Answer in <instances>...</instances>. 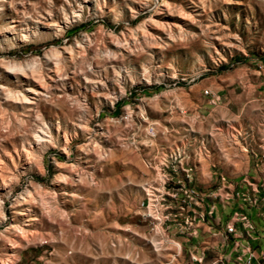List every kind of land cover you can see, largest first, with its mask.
<instances>
[{
	"label": "rangeland",
	"instance_id": "1",
	"mask_svg": "<svg viewBox=\"0 0 264 264\" xmlns=\"http://www.w3.org/2000/svg\"><path fill=\"white\" fill-rule=\"evenodd\" d=\"M22 74L39 91L29 104ZM39 130L38 164L12 167L4 150ZM177 153L195 169L200 209L182 203L180 175L164 187ZM262 154L264 0L0 1L3 264H177L179 238L213 204L243 232L264 199Z\"/></svg>",
	"mask_w": 264,
	"mask_h": 264
},
{
	"label": "crops",
	"instance_id": "2",
	"mask_svg": "<svg viewBox=\"0 0 264 264\" xmlns=\"http://www.w3.org/2000/svg\"><path fill=\"white\" fill-rule=\"evenodd\" d=\"M201 127V131L207 132V120ZM246 160L245 154H243ZM264 158V154H262ZM198 163V176L203 182H207V158ZM228 155H222L220 161L223 168L231 171L232 167H228ZM239 169L234 171L238 174ZM255 174L264 176V162L258 169H254ZM260 179H258V184ZM250 184V183H248ZM261 187V185H255ZM255 187V189H256ZM256 201L255 205H251L252 210L245 212L240 220L243 222L244 230L242 233H229L228 229H234L237 222V212L234 215L232 223L224 225L223 219L225 215L230 214L229 211H220V216H214L218 213L220 205L213 204L210 206L207 214L211 215V219L207 218V222H196V229L189 228L186 238L180 237L179 244L181 249L176 252L177 264H264V199ZM224 204H228L224 202ZM242 207V205H238ZM225 206H222V208ZM230 208V206H228ZM201 217L205 212H197ZM201 219V218H200ZM202 220V219H201ZM252 257V258H250Z\"/></svg>",
	"mask_w": 264,
	"mask_h": 264
},
{
	"label": "bare ground",
	"instance_id": "3",
	"mask_svg": "<svg viewBox=\"0 0 264 264\" xmlns=\"http://www.w3.org/2000/svg\"><path fill=\"white\" fill-rule=\"evenodd\" d=\"M1 1V0H0ZM76 12V11H75ZM79 13V12H78ZM13 26V25H12ZM15 29V26L13 27H9L8 28V31L6 32V34H3V38L5 40H8V34H10V32L12 30ZM35 36V35H34ZM21 39L20 41L21 42H25L26 41V36L22 33L21 34ZM71 56V55H70ZM27 77L25 74H22V78L19 77L18 78V82L20 84V86H27V89H23L20 91V100L25 103V104H29L32 100V96L35 95V94H38L39 91H37L36 89L32 88L28 83V81H25L23 80V78ZM45 126V125H44ZM60 128V127H59ZM47 137L43 134V131H38V132H35L32 136V140L31 141H28L27 145L26 146H23L21 150H19L18 148L14 147L12 148V150H4L3 152V155L5 156V158H7L12 167L15 166V159H17L18 161L20 160V158L24 157L27 164H35L37 165L38 162H39V159L41 157V152L39 150V147L41 145L44 144L45 140L44 138ZM48 138L50 139V136H48ZM34 146H36L38 148V153H35L34 151ZM9 181V180H8ZM10 186V185H9ZM8 188V185L7 183L5 182V180L3 181V185L1 186L0 185V191H5V189ZM2 194V193H1ZM35 200L34 196L31 195L29 193L28 197H26V199L24 201H22L23 203L22 204H19V201H16L15 202V206H14V216H16V214H21L24 209L23 207L24 206H27V205H31V203ZM45 200V198H44ZM0 201H1V198H0ZM44 206V205H43ZM0 207H1V203H0ZM50 208V207H49ZM48 209V208H47ZM18 229V228H17ZM19 230H23L22 228H20ZM176 248L178 250L181 249L180 245H176ZM0 264H3V262H0Z\"/></svg>",
	"mask_w": 264,
	"mask_h": 264
},
{
	"label": "built area",
	"instance_id": "4",
	"mask_svg": "<svg viewBox=\"0 0 264 264\" xmlns=\"http://www.w3.org/2000/svg\"><path fill=\"white\" fill-rule=\"evenodd\" d=\"M173 164L171 167V174H167L165 177L166 181L164 182V187L171 183L173 179V174H175L178 178L180 175L179 181L176 183L179 186V191L183 193L184 199L182 203L186 206L189 210H194L195 208L200 209L201 203L204 202V197L202 193L199 191L197 186L195 185L194 175L195 169L193 166L189 165L183 159L182 154L177 153L174 158H172ZM168 168V167H167ZM253 205L256 204V201L252 203ZM198 216L197 212L195 213L194 219ZM204 214L201 215V219H203ZM199 218V217H198ZM192 225V224H191ZM228 232L232 233L233 229H228ZM252 258V257H250Z\"/></svg>",
	"mask_w": 264,
	"mask_h": 264
}]
</instances>
